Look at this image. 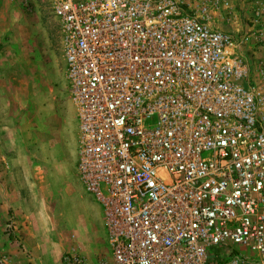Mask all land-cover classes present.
<instances>
[{"label":"built area","instance_id":"obj_1","mask_svg":"<svg viewBox=\"0 0 264 264\" xmlns=\"http://www.w3.org/2000/svg\"><path fill=\"white\" fill-rule=\"evenodd\" d=\"M47 1L105 264H264V27H212L220 0Z\"/></svg>","mask_w":264,"mask_h":264},{"label":"rangeland","instance_id":"obj_2","mask_svg":"<svg viewBox=\"0 0 264 264\" xmlns=\"http://www.w3.org/2000/svg\"><path fill=\"white\" fill-rule=\"evenodd\" d=\"M209 22L237 36L257 31L264 0H220ZM249 51L250 61H264V47ZM66 84L48 1L0 0V264H62L66 253L86 264L110 262L98 204L76 173L77 121Z\"/></svg>","mask_w":264,"mask_h":264},{"label":"crops","instance_id":"obj_3","mask_svg":"<svg viewBox=\"0 0 264 264\" xmlns=\"http://www.w3.org/2000/svg\"><path fill=\"white\" fill-rule=\"evenodd\" d=\"M80 188H81V185H80ZM81 190H82V188H81ZM82 192H83V190H82ZM84 193V192H83ZM85 194V193H84ZM86 195V194H85ZM87 196V195H86ZM89 197V196H88ZM99 211V210H98ZM103 229V228H102Z\"/></svg>","mask_w":264,"mask_h":264}]
</instances>
